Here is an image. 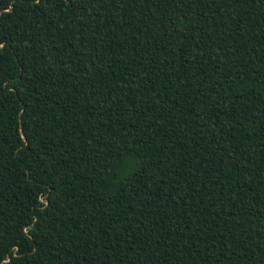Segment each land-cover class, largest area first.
<instances>
[{
	"label": "trees",
	"instance_id": "obj_1",
	"mask_svg": "<svg viewBox=\"0 0 264 264\" xmlns=\"http://www.w3.org/2000/svg\"><path fill=\"white\" fill-rule=\"evenodd\" d=\"M0 264H264V0H0Z\"/></svg>",
	"mask_w": 264,
	"mask_h": 264
}]
</instances>
